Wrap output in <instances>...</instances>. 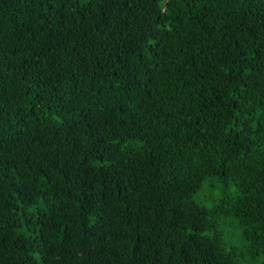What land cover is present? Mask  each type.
<instances>
[{"label": "trees", "instance_id": "obj_1", "mask_svg": "<svg viewBox=\"0 0 264 264\" xmlns=\"http://www.w3.org/2000/svg\"><path fill=\"white\" fill-rule=\"evenodd\" d=\"M0 264H264V0H0Z\"/></svg>", "mask_w": 264, "mask_h": 264}, {"label": "rangeland", "instance_id": "obj_2", "mask_svg": "<svg viewBox=\"0 0 264 264\" xmlns=\"http://www.w3.org/2000/svg\"><path fill=\"white\" fill-rule=\"evenodd\" d=\"M208 184L209 182L205 181L203 184V188L199 193V196H202L201 200H204V203H208V200L206 199L207 197H205L206 195L210 193V191L208 190L209 189ZM238 235H239V230L233 225L223 227V236H224L225 242L229 244H234V245L240 244L241 241Z\"/></svg>", "mask_w": 264, "mask_h": 264}]
</instances>
